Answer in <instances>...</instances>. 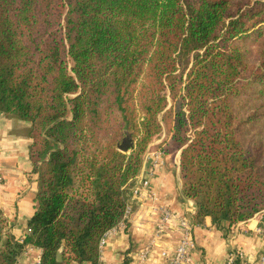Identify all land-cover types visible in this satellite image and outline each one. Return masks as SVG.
<instances>
[{
	"label": "trees",
	"instance_id": "obj_1",
	"mask_svg": "<svg viewBox=\"0 0 264 264\" xmlns=\"http://www.w3.org/2000/svg\"><path fill=\"white\" fill-rule=\"evenodd\" d=\"M0 112L30 122L39 176L0 264H98L163 131L195 223L228 236L264 209V0H0Z\"/></svg>",
	"mask_w": 264,
	"mask_h": 264
},
{
	"label": "crops",
	"instance_id": "obj_2",
	"mask_svg": "<svg viewBox=\"0 0 264 264\" xmlns=\"http://www.w3.org/2000/svg\"><path fill=\"white\" fill-rule=\"evenodd\" d=\"M28 121L11 117L0 112V166L3 181L0 184V214L7 219L9 234L23 240L27 235L28 223L34 214V200L38 192V174L29 157L31 140ZM155 152L154 148L149 154ZM148 154V155H149ZM180 155L164 156L165 165L155 171L151 161L144 163L140 175L152 182L157 199L144 194L141 203L134 207L127 230H117L107 237L102 250L103 264H150L142 262L140 255L153 241L154 228L159 214L152 208L168 206L174 211L184 212L194 201L184 196L180 171ZM264 214L261 212L244 223L231 228L228 236L221 229L211 226L208 219L205 224H196L194 239L197 248L192 262L188 264H225L230 250L239 252L249 264H261L264 254V240L256 230L264 226ZM182 229L172 222L165 229L164 236L153 245L154 256L159 257L166 248H175ZM41 250L27 247L18 257L16 264H38ZM76 264V263H73Z\"/></svg>",
	"mask_w": 264,
	"mask_h": 264
},
{
	"label": "built area",
	"instance_id": "obj_3",
	"mask_svg": "<svg viewBox=\"0 0 264 264\" xmlns=\"http://www.w3.org/2000/svg\"><path fill=\"white\" fill-rule=\"evenodd\" d=\"M165 152L163 150L155 151L149 155L144 160L146 163L148 160L151 161V165L153 167L154 176L155 171L157 169H161L165 165L164 156ZM0 158H1V150H0ZM144 166V165H143ZM3 181V176L1 173L0 166V184ZM151 178L148 179L143 175L138 174L136 178H134L130 185L127 193V207L123 221L114 229L109 231L104 235L100 244V258L98 264H103L101 260L102 250L105 245V241L108 236L115 233L117 230H127L129 226V221L134 210L135 206H138L141 203L144 194L148 193L149 198L152 200L157 199V195L155 190L153 189ZM147 195V194H146ZM152 210L159 214V221L154 228V236L153 241L150 246L140 255V260L142 262H150V264H188L192 262V256L194 251L197 248V243L194 239V228L196 223L194 221L197 215V206L194 203L189 205L184 212H177L169 208L168 206H157L152 208ZM259 214V213H258ZM261 214H264V209L261 211ZM264 217V215H263ZM178 223L181 227L182 231L180 233V238L175 246V248H166L163 250L159 257L154 256L153 245H155L159 239H161L165 234V229L168 224ZM244 223V222H242ZM241 224V223H239ZM29 231V230H28ZM256 233L262 237L264 240V226L259 227L256 230ZM239 261V264H249L248 261L236 250H230L227 256V260L225 264H236ZM40 264V260L38 262ZM261 264H264V254L261 257Z\"/></svg>",
	"mask_w": 264,
	"mask_h": 264
},
{
	"label": "rangeland",
	"instance_id": "obj_4",
	"mask_svg": "<svg viewBox=\"0 0 264 264\" xmlns=\"http://www.w3.org/2000/svg\"><path fill=\"white\" fill-rule=\"evenodd\" d=\"M169 137L167 136V134H166V132L165 131H163L162 133H161V135L160 136H158L150 145H149V147H148V149H147V151H146V153H145V155H144V159H143V164H142V167H141V169H140V171L142 170V168H143V165H144V160H145V158L147 157V155L150 153V151L154 148V151H158V150H163L164 152H165V148H167L168 147V143H169ZM178 152H180L181 153V151H178V150H175V151H171V153H166V155H174V154H176V153H178ZM180 157H181V155H180ZM182 184H183V182H182ZM182 188H183V185H182ZM260 213V212H259ZM2 215V214H1ZM257 215V214H256ZM4 217V216H3ZM5 218V217H4ZM252 218H255V216L254 217H252ZM251 218V219H252ZM3 234H5V235H7V234H9V228H8V223H7V228H6V230H4V232H3Z\"/></svg>",
	"mask_w": 264,
	"mask_h": 264
},
{
	"label": "water",
	"instance_id": "obj_5",
	"mask_svg": "<svg viewBox=\"0 0 264 264\" xmlns=\"http://www.w3.org/2000/svg\"><path fill=\"white\" fill-rule=\"evenodd\" d=\"M125 133H126V137L124 138L122 144L119 145V150L124 153H129L131 150L134 149L135 143L132 138V134H130L127 129H125ZM62 252H63V248H60L57 253V260L59 262L62 261Z\"/></svg>",
	"mask_w": 264,
	"mask_h": 264
}]
</instances>
